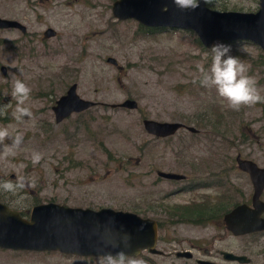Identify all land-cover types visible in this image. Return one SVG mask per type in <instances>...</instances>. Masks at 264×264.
<instances>
[{
    "label": "rangeland",
    "instance_id": "1",
    "mask_svg": "<svg viewBox=\"0 0 264 264\" xmlns=\"http://www.w3.org/2000/svg\"><path fill=\"white\" fill-rule=\"evenodd\" d=\"M114 1L0 0V18L21 23L29 33L24 37L18 30H0V67L6 68L5 76L0 73V105L15 107L12 85L20 79L32 89L27 106L34 113V119L23 124L10 115L0 117V127L23 134L14 156L0 155V180L24 176L30 182L15 195L0 190V201L27 218L34 201L52 200L71 208H106L159 221L157 249L164 255L142 252L129 258L143 264H196L197 259L226 264L202 258L204 250H212L214 258L220 250L247 254L252 264H264L259 251L264 240L233 238L215 219L211 225L193 226L166 212L213 202L218 194L214 188H185L197 182L215 185L237 155L260 161L264 103L239 111L229 108L214 88L193 82L199 75L197 66L207 68L211 63L210 49L199 48L195 34L176 30L142 36L134 20L113 18ZM212 1L216 10L220 4L228 11L258 9L257 0ZM48 28L55 37L43 39ZM230 47V54L249 67L247 74L256 79L264 96V66L259 59L263 52L245 42ZM107 58L116 60L121 70ZM72 84L81 99L96 106L56 124L51 108ZM126 99L136 101L138 108L110 107ZM143 119L179 122L198 133L181 129L169 139H155L143 130ZM200 122L206 124L198 127ZM34 152L42 154L36 165L31 162ZM158 171L185 179H160ZM235 179L239 186L248 184L238 173ZM180 251L190 252L192 258H176L174 252ZM100 260L0 250V264H100Z\"/></svg>",
    "mask_w": 264,
    "mask_h": 264
},
{
    "label": "water",
    "instance_id": "2",
    "mask_svg": "<svg viewBox=\"0 0 264 264\" xmlns=\"http://www.w3.org/2000/svg\"><path fill=\"white\" fill-rule=\"evenodd\" d=\"M258 1L256 12L215 11L203 0L195 10L181 11L172 0H115L111 5L112 16L117 21L134 20L140 26L150 29L188 31L195 34L205 49L216 42H245L258 47L264 53V0ZM16 29L22 33L25 27L14 20L0 18V30ZM44 39L54 38L51 28L43 32ZM106 62L117 68L116 60ZM5 74L6 68H0ZM96 106L95 102L83 100L77 95V85L72 84L52 107L55 123L59 124L73 114L83 113ZM111 108L136 110L138 104L126 99ZM146 134L157 139L173 137L184 129L191 134L197 130L179 122H158L142 120ZM240 170L247 173L253 184L255 195L253 209L240 206L224 216L225 227L233 235L264 231V204L258 196L264 188V169L252 161H242ZM156 176L169 181H182L183 175L158 171ZM158 226L149 218H141L130 212L112 209L71 208L47 203L33 206L28 218L0 203V250L15 252L59 253L77 257L101 258L104 252L124 250L129 258L138 257L143 251L158 255ZM127 242L123 248H104L105 243ZM177 258L190 259L191 253L178 252ZM227 260L247 263L244 257L224 254ZM199 264H210L199 262Z\"/></svg>",
    "mask_w": 264,
    "mask_h": 264
},
{
    "label": "clouds",
    "instance_id": "3",
    "mask_svg": "<svg viewBox=\"0 0 264 264\" xmlns=\"http://www.w3.org/2000/svg\"><path fill=\"white\" fill-rule=\"evenodd\" d=\"M173 4L181 11L195 10L200 6L201 0H172ZM212 0H203L209 4ZM230 45L214 43L211 48V63L206 68L198 65L199 75L193 82H198L201 87L214 88L217 95L227 102L232 110L239 111L242 106H253L257 103H264V96L260 94L257 81L253 76L248 75L249 67L238 57L230 54ZM32 89L20 79H16L12 85L11 97L15 100V107L11 103L0 105V117L10 118L18 124L34 119V113L28 105L31 99ZM9 109H12L9 113ZM10 141V143H5ZM23 144V134H13L8 127H0V145L3 150L0 152L4 158L15 155V150ZM42 159V154L34 152L31 162L36 165ZM30 186V182L24 176H17L15 180H0V190L13 195ZM127 248V242L105 243L104 248ZM100 264H143L137 259H129L124 250L104 252Z\"/></svg>",
    "mask_w": 264,
    "mask_h": 264
},
{
    "label": "flooded vegetation",
    "instance_id": "4",
    "mask_svg": "<svg viewBox=\"0 0 264 264\" xmlns=\"http://www.w3.org/2000/svg\"><path fill=\"white\" fill-rule=\"evenodd\" d=\"M25 29H26L25 33H22L18 30L21 33V35L24 37L29 36V33L27 32L26 27H25ZM10 30H16V29H10ZM42 38L44 39L43 34H42ZM0 73L2 74L1 71H0ZM2 75L5 76L6 72H5V74H2ZM51 110H52V108H51ZM242 161H252L253 163H255L257 165V167L264 169V156L263 155H262V158L260 159V161H258V162L253 161V159H246V158L244 159V158H241L240 155H237L236 157L232 158V160L229 162V166L224 167V169L221 171L220 174L222 176V180L218 179V180H216L217 183L215 182V185L211 184V185H208L207 187L205 186V187L201 188V189H207V190L214 188L216 191H218L217 196L212 199L213 202H207L206 201V202L202 203L203 202L202 201L201 203H197L196 205H206V203H209V204L211 203L212 207L215 206V208H218L219 210H216V213H214L213 218H206L207 223H208V225L209 224L211 225L212 224L211 221L215 219L214 221H218L221 228L223 230H225L226 233L228 235H230L231 237L237 238V239L245 238V237H256L259 240H264V231H259V232L235 236L230 231H228L225 227L224 216L226 214H228L229 212H231L233 209L240 207V206H247L250 209H253V201L255 200L254 199L255 190H254V187H253V184L251 182L249 175L247 173L243 172L242 170H240V168H239V164ZM236 173L244 176L245 179L248 181V184H245L243 186H239L238 184H236V182H235L236 181V179H235ZM209 183H211V182H209ZM258 201H260L261 203L264 204V188L258 196ZM141 218H143V217H141ZM260 218L262 220H264V212L261 213ZM151 220H153V219H151ZM153 221H155V220H153ZM155 222L157 223V221H155ZM193 226H196V225H193ZM158 231H159V229H158ZM259 251H260V253H262L260 255V257H264V247H262ZM143 252H148V251H143ZM211 252H212V250H211ZM211 252H209L208 250H204L202 253L203 257L202 256L201 257L211 259V260L217 259V261L222 260L226 264H252L253 263L251 258H249L247 254L237 255V254H234L232 252L220 250L217 253L218 256L216 255L217 257L214 258ZM176 253H178V252H174V256ZM224 254H230V255H233L235 257H244L247 259V263H239L236 260H227V259H225ZM158 255H164V254L161 252V254H158ZM191 258H192V255H191ZM195 261H196V264H199V262L216 264V263L206 261V260H201V259H197ZM263 263H264V260H263Z\"/></svg>",
    "mask_w": 264,
    "mask_h": 264
},
{
    "label": "trees",
    "instance_id": "5",
    "mask_svg": "<svg viewBox=\"0 0 264 264\" xmlns=\"http://www.w3.org/2000/svg\"><path fill=\"white\" fill-rule=\"evenodd\" d=\"M206 5L208 8L215 10V11H220V12L228 11L227 7L223 4L218 5L219 10H216L214 7V6H216V4L214 1H212L211 3L206 4ZM138 27H139V31H140L142 36H154V35L159 34V33H167L170 31H173V32L176 31V30H166V29H163V30H161V29H150V28L142 27L140 25ZM185 32H188V31H185ZM195 43L197 44V46L199 48H201L203 51H205L204 48L201 46V44L198 42L197 38L195 39ZM220 43H223L225 45H230V46H235V45L239 44V42H220ZM259 59L261 61V64L264 66V53H263V55L260 56ZM83 113H85V112H83ZM202 124L205 125L206 122H200V123H197L196 125L198 127L199 126L201 127ZM197 133H198V131H197ZM106 153H107V151H106ZM212 176H214V175H212ZM211 184L212 183H209V182H197L193 185H189L185 189L190 191V190L199 189V188H202L205 186L207 187L208 185H211ZM34 202H36V203H34V206L40 205V202H38V201H34ZM0 203H2V201H0ZM50 203H53V201L51 200ZM63 206H65V204H63ZM216 210H219V209L215 208V206L212 207L211 203L210 204L206 203V205H192L190 208L186 207V209H184L183 212L181 211V207L180 208L174 207V208H171L169 211H166V212L169 214H172L174 216V218H176L177 220H185V221H187V223H190L192 225H196V226L203 225L204 226V225H208L206 218H213L214 213H216ZM20 215L22 217L27 218V215L25 213H20ZM143 218H145V217L143 216ZM157 225H158L159 230L162 229V223L161 222L157 221Z\"/></svg>",
    "mask_w": 264,
    "mask_h": 264
}]
</instances>
